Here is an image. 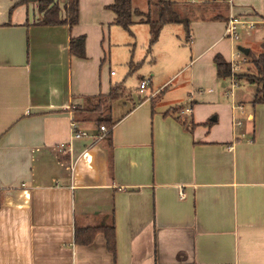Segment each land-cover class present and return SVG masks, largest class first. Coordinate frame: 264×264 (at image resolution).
Listing matches in <instances>:
<instances>
[{"label": "crops", "instance_id": "crops-1", "mask_svg": "<svg viewBox=\"0 0 264 264\" xmlns=\"http://www.w3.org/2000/svg\"><path fill=\"white\" fill-rule=\"evenodd\" d=\"M113 2L79 0L71 28L40 23L36 1L0 0V264H264V103L246 82L227 94L214 64L261 46L264 0L217 1L225 13L189 19L188 33L163 27L148 86L124 87L132 106L112 109L109 139L86 107L121 85L111 46L129 41L112 30ZM131 6L149 48V0ZM231 16L257 22L240 44L223 35ZM79 36L85 59L70 52ZM111 226L114 245L98 229Z\"/></svg>", "mask_w": 264, "mask_h": 264}, {"label": "trees", "instance_id": "trees-1", "mask_svg": "<svg viewBox=\"0 0 264 264\" xmlns=\"http://www.w3.org/2000/svg\"><path fill=\"white\" fill-rule=\"evenodd\" d=\"M39 5L42 11H45L44 16L40 23L45 25H56V24H68L71 28L78 24L79 21V0H66L64 7H59L58 3H54L53 0H33ZM150 13L146 15V19L142 20L144 23L150 26V41L148 52L151 50L152 45L159 39V34L163 27L168 24H181L185 26L187 33L191 20L188 17H182L177 10V4L171 0H149ZM109 9L115 14L114 23L124 28L127 32L132 34V26L135 24L133 21L134 15H143L136 9L133 10L131 6V0H114L109 5ZM65 11L66 16L60 17V12ZM85 41L83 36L73 37L70 42V52L72 55H76L79 58L85 59ZM261 48L264 49V42L261 44ZM251 57V63L255 66L257 72H236L235 76L239 82H246L256 86L255 93L253 95V103H264V52L259 56L255 57L253 52L250 50L249 54ZM214 64L217 67V77L220 79L230 78L233 74V67L228 63L221 54H216L214 57ZM123 85L114 84L108 94L105 95V99L115 100L116 91L123 90ZM104 97V96H103ZM97 124L100 126L108 127L106 137L110 139L112 136V128L116 124V121L112 117L99 118ZM104 229V233L107 238L108 245H114V229L113 226L110 228L99 227L98 229ZM93 231L96 229H84ZM80 230H78L79 236ZM91 238H87L84 242H90ZM112 247V246H111Z\"/></svg>", "mask_w": 264, "mask_h": 264}, {"label": "rangeland", "instance_id": "rangeland-1", "mask_svg": "<svg viewBox=\"0 0 264 264\" xmlns=\"http://www.w3.org/2000/svg\"><path fill=\"white\" fill-rule=\"evenodd\" d=\"M193 1V3H187V4H180L179 2H175L177 4V10L183 17H188L189 19L195 21L207 17L206 15L210 13H225L227 5L223 3H217V1L220 0H190ZM216 2V3H215ZM117 30L120 33V39L119 41H129L128 44L125 45H120V47L114 48V41H112V46H111V70H114L116 72V76L112 77L113 83L118 82L121 83L124 87L128 89V91L132 92L133 95H136L139 93V87H140V79L144 76V79H146L147 75L149 74V68L153 64H150V61H152L153 57L156 56L155 53L151 54H146L148 52L146 48L148 49V42L147 40L142 36L140 32L134 33V36L128 34L124 28L121 26H117L116 28H112V30ZM118 32V33H119ZM122 34V35H121ZM123 36V37H121ZM132 36V37H130ZM185 36H183L184 39ZM187 38V37H186ZM126 39V40H125ZM187 42V44H186ZM191 41H186L185 39V44L187 50L189 49V43ZM242 42H239V44ZM244 44V43H243ZM246 46V44H244ZM146 50V51H145ZM255 53L254 56L257 57L261 53L264 52V49L259 47L258 45H255L254 48H251ZM188 54L190 53L187 51ZM108 55L107 60H109L110 54L108 52L106 53ZM133 57V64L128 65L126 62H129L130 59ZM146 57V59H145ZM141 58H144L145 61L141 64L138 65L137 61H139ZM247 64L245 65L246 69L244 72L250 71L252 73H256L257 70L255 66L251 63V57L250 59L246 62ZM137 64V65H136ZM107 65L108 62H107ZM186 77V76H185ZM185 77L183 76L182 78H179L178 81H185ZM218 84V83H217ZM248 84V83H246ZM243 85V84H242ZM247 85H243L246 93H249L246 88ZM249 88L255 90L256 86L252 84H248ZM123 87V90H118L116 91V98L115 100H109L108 98L105 99V96H99L95 98L94 100L90 101L89 106L86 107L87 112V117L93 116L95 118V121L99 118H106L110 116L112 109L114 107H122V104L125 103V108L131 107L132 101L130 99V95L128 94V91L126 88ZM248 88V89H249ZM222 91L220 87H218ZM220 91V92H221ZM143 92V91H142ZM140 94V93H139ZM143 95V93H142ZM221 102L222 103H227L231 102V98L223 96L221 97ZM99 126V125H98ZM106 127V126H105ZM108 128V127H106Z\"/></svg>", "mask_w": 264, "mask_h": 264}, {"label": "built area", "instance_id": "built-area-1", "mask_svg": "<svg viewBox=\"0 0 264 264\" xmlns=\"http://www.w3.org/2000/svg\"><path fill=\"white\" fill-rule=\"evenodd\" d=\"M66 1V0H65ZM64 1V2H65ZM65 4V3H64ZM63 4V7H64ZM257 22L255 20H253V18H249V17H245V16H231V18H229L228 22L226 23L225 26V31H224V38L230 40V41H234V42H239L241 39V31L245 30H251L254 29L256 27ZM244 54L241 50H237L236 52V58L232 61L231 66L233 67V74L230 78H228L230 83V89L227 91V94H233V91L235 88H237L239 86L238 79L235 76V73L239 71L240 66H239V61L242 60V62L245 61L244 58ZM114 74V72H113ZM147 80H141L140 81V91L142 92L144 89L147 88ZM187 111L190 112V109H187ZM242 122L240 120L235 121V126H241ZM108 128H106L105 126H100L99 127V131L106 135L108 132ZM75 134L77 136H82L85 135L84 133H80V132H75Z\"/></svg>", "mask_w": 264, "mask_h": 264}, {"label": "water", "instance_id": "water-1", "mask_svg": "<svg viewBox=\"0 0 264 264\" xmlns=\"http://www.w3.org/2000/svg\"><path fill=\"white\" fill-rule=\"evenodd\" d=\"M239 50H241L243 53H244V55H248L249 54V52H250V50H247V49H244V48H242V47H239Z\"/></svg>", "mask_w": 264, "mask_h": 264}]
</instances>
